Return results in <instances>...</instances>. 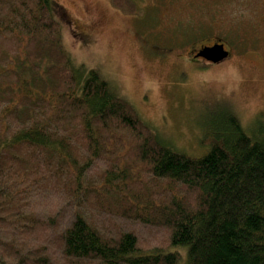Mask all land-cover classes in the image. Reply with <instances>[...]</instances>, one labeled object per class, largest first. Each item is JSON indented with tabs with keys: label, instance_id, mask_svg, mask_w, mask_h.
I'll return each instance as SVG.
<instances>
[{
	"label": "trees",
	"instance_id": "obj_1",
	"mask_svg": "<svg viewBox=\"0 0 264 264\" xmlns=\"http://www.w3.org/2000/svg\"><path fill=\"white\" fill-rule=\"evenodd\" d=\"M59 7L0 0V264H264V118L228 113L183 153L73 65Z\"/></svg>",
	"mask_w": 264,
	"mask_h": 264
},
{
	"label": "rangeland",
	"instance_id": "obj_2",
	"mask_svg": "<svg viewBox=\"0 0 264 264\" xmlns=\"http://www.w3.org/2000/svg\"><path fill=\"white\" fill-rule=\"evenodd\" d=\"M52 2L66 13L62 18L53 16L73 65L83 69L84 76L97 71L143 122L183 153L200 156L208 132L228 113L245 125L264 118V27L256 23L257 5L252 14L239 17L243 0L226 4L217 0H142L137 14L131 16L114 8L111 0ZM158 7L173 8L172 16L156 13ZM207 7L223 12L215 15L212 23L218 19L223 23L216 21L213 32L232 47V57L213 66L198 60L199 67H193L181 58H189V46L203 32L198 21H207L203 9ZM223 25L227 27L221 28ZM236 30L245 37L247 52H260L261 57L238 50ZM185 261L186 253H182L179 264Z\"/></svg>",
	"mask_w": 264,
	"mask_h": 264
},
{
	"label": "flooded vegetation",
	"instance_id": "obj_3",
	"mask_svg": "<svg viewBox=\"0 0 264 264\" xmlns=\"http://www.w3.org/2000/svg\"><path fill=\"white\" fill-rule=\"evenodd\" d=\"M254 5H257V7H258L257 11L255 12V16L257 17L256 23L260 22V24H263V27H264V0H243V3H242L243 8L246 6H249V8L252 9V7ZM203 9L205 11V17L207 18V21L205 19H200V20H202V22H200V21H198V22L202 24V23H205L204 21H206V22H209V24H210V22H213L215 15L213 14V11L210 10V7H207V9H205V8H203ZM170 10L173 12V8H170L168 11H170ZM171 14H173V13H169V14L166 13L167 16H170ZM200 14L203 16L202 13H200ZM242 15H244V14H242ZM219 21H223V20L219 19ZM215 22H214V24H215ZM214 28H215V25H213L212 29H210L209 35H211V36L207 35L208 37H203V35L207 34L208 31L204 32V33L201 32L200 35L202 34V36H200V37L198 36L197 40H195V43H198V45L194 49H193V46H189V49H188L189 58L182 57L181 60H184L185 62L188 61L189 63H191V65H193V67L194 66L199 67V65L197 63H195V61H198V60H201V63L204 66L205 65L213 66L214 64L212 62H209V61H207L201 57H197V55L203 48L212 47L213 45H215L214 43H216L219 40L222 41V43L224 44V46L226 48V51L229 52V57L226 58L225 60H223L222 62L218 63V64H222L223 62L229 60L232 57V48L230 47L229 44L227 45V42L225 40H223L222 38H220L218 35H216L213 32ZM211 32H212V34H211ZM255 50H257V48ZM251 53H253V52H251ZM248 54H250V53H248ZM252 55H253V57H261L260 52L256 55L250 54V57Z\"/></svg>",
	"mask_w": 264,
	"mask_h": 264
},
{
	"label": "water",
	"instance_id": "obj_4",
	"mask_svg": "<svg viewBox=\"0 0 264 264\" xmlns=\"http://www.w3.org/2000/svg\"><path fill=\"white\" fill-rule=\"evenodd\" d=\"M213 64H218L229 57V52L223 43H216L212 47L203 48L197 55Z\"/></svg>",
	"mask_w": 264,
	"mask_h": 264
}]
</instances>
